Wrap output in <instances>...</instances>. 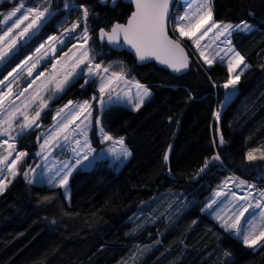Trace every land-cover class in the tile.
<instances>
[{"label":"trees","instance_id":"16d2710c","mask_svg":"<svg viewBox=\"0 0 264 264\" xmlns=\"http://www.w3.org/2000/svg\"><path fill=\"white\" fill-rule=\"evenodd\" d=\"M24 1L32 7L45 6L44 0ZM17 2L4 0L0 10ZM73 3L89 8V47L94 60L146 84L151 96L138 109L121 102L103 109L104 130L123 136L131 156L121 165L100 158L91 167H78L69 179V198L63 188L46 182L28 183L22 173L28 171L31 179L29 167L54 110L69 99L98 93V80L93 77L86 83L81 76L50 101L41 113L43 125L18 137V148L28 155L18 163L19 174L0 193V264H117L134 245L158 238L160 233L161 242L144 264H264V245L246 247L201 210L228 171L264 180V160L249 162L246 158L249 150H264V0H212L215 21L249 20L256 25L252 31L231 34L232 44L248 67L230 102L221 109L219 120L214 113L225 96L223 84L231 75L226 64L215 61L204 65L194 54L189 71L182 75L154 61L139 64L130 52L118 51L99 39L101 27L126 21L133 10L131 4ZM64 4L65 0H51V8L60 12L21 49L33 48L81 17L82 10L69 12ZM18 53L3 66L8 67L0 78L22 55ZM218 130L226 141L222 146ZM217 154L221 159H212ZM206 162L208 167L200 174ZM164 191L176 192L177 202L194 195L199 199L171 226L167 225V212L145 223L131 219L144 200ZM225 250L230 257L224 256Z\"/></svg>","mask_w":264,"mask_h":264},{"label":"snow or ice","instance_id":"6c2138e0","mask_svg":"<svg viewBox=\"0 0 264 264\" xmlns=\"http://www.w3.org/2000/svg\"><path fill=\"white\" fill-rule=\"evenodd\" d=\"M103 3H107L108 0H101ZM45 6L42 8L39 7H28L25 8L23 3L15 6L10 12L4 17V23H7L12 17L16 16L17 13H22L19 17H17L12 24L7 27L6 30H3V35H0V61H4L6 57L15 49L17 42L19 39H23L29 32H33L36 30L42 21H45L48 17L53 15V10L51 8V0H44ZM113 7L116 6L117 0H111ZM131 5H134V10L130 13L125 23H113L108 31L105 30L104 27L99 29V39L101 41H107L109 44L113 46H120L121 43L129 45L132 49L135 50L136 57L139 61H145L150 58H155L161 64L167 65L175 72H180L184 69H187L189 66L188 57L184 54V49L181 47L180 43L177 40H173L169 37L168 31L166 29V21L169 17V3L170 0H129ZM64 9L71 12L73 10H82L81 17L78 18L76 22L73 23L70 29L66 28L65 33L70 34L75 31L76 28L80 27L81 21L83 22V28L81 29L80 40L81 48L79 49L80 55L74 61L75 67H79L81 64H86L88 75L95 76L100 75V103L103 106L105 101L103 99L104 94L108 92L109 99L111 100V93L115 91L118 86V82L124 81L126 78V73L121 70L120 72L110 71L111 65L107 67H101V64H94L93 61L95 56L90 54V49L87 47L88 40L91 38L89 36V28H88V18L90 15L89 8L84 5H77L73 3V0H65ZM186 11L183 16L177 18V23L173 31H178L180 37H187L192 41L194 45L197 46V49L200 48V41L203 40L208 33L212 32L213 29H216L214 33L215 39H219L221 36H230L232 29L239 31H252L253 25H250L246 21H241L239 24H221L213 20V11L210 6V0H203V2L197 4L195 12H192V3L189 0V3L186 5ZM195 16V20L193 17ZM31 17V21L27 23V26L21 29V25L25 23V21L29 20ZM187 22L185 24L184 22ZM14 30H19L14 32ZM197 33H200L197 35ZM63 35V34H62ZM122 38V40H121ZM49 41H56L58 37H49ZM63 43V41H60ZM226 43L230 44V40H226ZM207 47V45H205ZM44 49V45L41 44L39 48L36 49V52L40 54L35 62H32L29 65V61L33 58L28 57L25 61H22L20 65H17L16 69H13V72H17L18 70L27 68V74L32 76L33 69L36 68L37 63L39 62L42 56L47 55V50L41 52ZM70 52L72 50L70 49ZM228 52H233L232 48L228 49ZM73 55L75 53L73 52ZM201 57L204 58V63L211 65L213 60L216 59V56H219V53H216V56H213L212 59L204 56V53H200ZM227 55V53H225ZM221 61H223L224 57H219ZM244 65L245 68L248 67L247 64H244V57L240 55L239 52H234L233 57L228 60V71L229 73H233L236 68H239L241 65ZM75 67L73 71L75 70ZM55 69V65L53 66ZM13 72H9L8 76L4 77L3 80H0V85H4L8 80V77L13 76ZM103 73L104 75H101ZM83 74V70L80 73H77V76ZM242 71L235 75L233 78L231 75L229 79L223 84L225 89H232V92L226 93L225 100L221 104V108L227 106L230 102L232 96L235 94L237 89V84L240 80V75H242ZM42 75V73L40 74ZM68 75H71L69 73ZM38 78V77H37ZM15 79V77H14ZM50 82V81H49ZM69 81L67 76L63 81L57 84L56 91L59 92L63 89V86L67 84ZM88 82L87 80L85 81ZM127 82V81H126ZM35 81H31L24 89H22L18 95H16V99L23 97L25 92L28 91V88H31ZM46 87V84L44 85ZM135 87L141 91H138L137 102L135 104V108L138 109L140 105H142L145 101V98L151 96V92L146 86L140 85L136 83ZM7 92L0 91V114L7 112V119L0 121V136L9 137L12 140H16L18 137H22L27 133L28 130H31L33 126L39 127L37 121L40 119L41 112L44 108L47 107V102L43 100L42 97L39 96V88L33 93L31 97H26L25 102L23 104V110H21V106L16 105L15 100L12 99L13 91L11 87V82L7 85ZM40 99V107L35 111L34 116L29 117L28 108L31 103H33L36 99ZM117 98H119V93H117ZM96 99V97H93ZM5 101L8 102L11 111H8L5 108ZM132 98L129 97V102L131 103ZM69 104H72L69 101ZM68 105H65L67 108ZM79 109L82 111L78 114H73V123L75 119L79 118V115H83L85 119L91 116L90 109L92 105L88 101H84L83 104H80ZM63 109L57 111V116H60L63 112ZM17 115L23 118L22 122L19 123L16 128L13 127V121L17 118ZM214 116L217 120L220 119V112L217 111L214 113ZM96 125L98 126L99 133L101 134L102 141H112L113 146L108 150L107 153H102L101 157L105 158L110 155L113 159L114 163H121L126 160L129 156H131V152L124 145L123 138L119 140H114L113 136L109 133L105 132L104 127L102 125V120L100 117H96L95 120ZM3 125H7L4 127ZM55 131L52 132L47 138L44 139V142L40 145V151L36 153L37 156H41L43 154V159L48 161L52 157V153L55 149H64L66 145H69V141L72 138L73 133L76 129H70L69 123L60 122L54 126ZM18 128V131H17ZM77 128L79 126L77 125ZM16 131V136H12L11 133ZM82 134L85 136L83 148H87L88 151L82 152L81 141L75 140V144L77 147L71 148L74 156L68 161H60L58 165H55L53 168H50L49 171L52 173L48 179L47 184L50 187L59 186L65 189L67 192V186L70 176L72 172L76 170L78 167H89L93 161L98 159L97 156H92L91 160L89 159L90 155L95 151L91 148V145L87 141V134L83 132ZM39 139V137H38ZM4 144H7L8 151L7 155L0 157V165H6L5 168L0 169V193H3L7 188V184L4 182L3 173L6 171L12 177H15L18 173L17 164L18 162H23V158L28 155L27 152H17L14 159H11L9 162V157L12 156V152L16 151L14 144L9 143L8 140L3 141ZM214 144L216 141L213 142ZM226 143L223 135L219 136V144L222 146ZM116 145H119L117 148ZM70 146V145H69ZM258 150L253 149L246 153V158L249 162L259 160H264V153H261L257 156L255 153ZM212 159L220 160L221 157L219 154L215 155ZM165 162L168 160L167 153L164 156ZM88 161V164L84 162ZM42 167L41 165H37V168ZM205 167H207V162L205 163ZM31 171L36 174V177H40L42 173L37 172L36 168H31ZM201 172L204 171L202 168ZM28 183H33L35 178L30 179L28 171L22 173ZM44 182V181H41ZM245 183L241 181V184ZM250 188L255 189V185H249ZM220 195V193H217ZM251 196V194H249ZM260 199H256L254 204H246L240 207L233 206L235 211L231 216L225 218L220 212H216L215 219L220 223V226L224 229L225 232L229 233L231 236L238 239L243 245L248 248H255L257 245H264V229L260 230L257 235V227L258 225L254 223L256 217H259L261 222H264V190L259 192ZM45 200H48V197H44ZM241 199H246L245 197H241ZM217 202L212 200L210 203L206 204V207L202 209V211L208 212L209 215H212V212L215 211L213 209V205ZM242 208V210H240ZM260 209V212H249V209ZM211 210V211H210ZM239 212V215H235V212ZM245 212H249V216L245 217ZM233 216L235 219L233 220ZM241 217H244L243 223H241ZM195 223V221L193 222ZM225 257H230L231 253L227 250L224 252Z\"/></svg>","mask_w":264,"mask_h":264},{"label":"rangeland","instance_id":"374dc122","mask_svg":"<svg viewBox=\"0 0 264 264\" xmlns=\"http://www.w3.org/2000/svg\"><path fill=\"white\" fill-rule=\"evenodd\" d=\"M3 1L4 0H0V3H2ZM190 2L192 3L191 11L195 12L197 4L203 2V0H190ZM20 3H23L25 5V8L32 7L28 5L24 0H18V2L14 6H12L10 9L0 10V35H3V30H6L7 27H9L12 24V22L22 14V13H17L16 16L12 17V19L9 20L7 23L3 22L4 17L10 12V10H12L15 6L19 5ZM188 3H189V0H178L174 14L172 16L171 23H170V30L175 34V36H177L178 38H181L183 41L187 43L192 53L196 55L197 59L202 64L208 65L204 63V58L201 57L200 55L201 52H203L204 56L208 57L209 59H212L213 56H216V53H219V56H216V59L213 60V62L220 61L228 66V60L231 57H233L234 52H239L234 47L232 42L230 44L226 43V40L231 41V35L230 36L225 35V36H221L219 39H215L214 33L216 32V29H213L212 32L208 33V36H206L203 40L200 41V48L198 50L197 46L194 45L191 40H189L187 37H180V34L178 31H173L177 23V18L185 14V11L187 10L186 5ZM210 6L212 8V11L214 12L212 0H210ZM52 10H53V15L60 12L57 9H52ZM52 16L48 17L45 21H42L41 25L36 30H34V34L33 32L30 31L29 34L26 35L23 39H19L15 49H13V51L9 54V56L6 57L4 61H0V74H1L3 70L8 67L7 66L3 68V66L8 65L13 60V56H15V54H17L18 52H19L18 54L22 53V55L17 57L16 61L14 60L15 61L14 65L11 68L9 67V69L6 70V73L0 78V80H3L4 77L8 76L9 72H13V69H16L17 65H20L21 62L25 61L28 57L33 58L31 61H29V65L32 62H35L36 58L40 55L36 52V49L39 48L41 44L44 45V49H42L41 52H44L45 50H47V55L42 56L39 62L37 63L36 68L33 69L32 76H29L27 74V68H24V69L18 70V73L13 72V76L8 77V80L5 82L4 85H0V91L7 92L8 90L7 85L9 82H11V87H12V91L14 94L12 99L15 100L16 105L21 106V110H23L22 106L25 102V98L31 97L37 88H39V96L42 97L43 100L47 102V107H48L50 101L53 98L59 96L69 84L79 79L81 76H83L86 80L96 77L98 80L97 82L98 87L100 86V82H101L100 75H95V76L90 77L87 72L86 64H81L79 67H75L74 65V61L80 55L79 49L81 48V43H82V41L80 40V36L82 34L81 29L83 28V26L80 25V27L76 28V30L71 32L70 34L65 33V29L66 28L70 29L73 23L78 20V18H74L70 23H68L64 27H61L58 32L52 33L49 36H47L44 40L38 42L33 48L27 49V50L21 49L22 46L24 45L26 46L29 43V41L40 32L43 25L47 23V21ZM67 17H68L67 14L64 15L61 18V21L65 22ZM193 20H195V16L193 17ZM213 20L215 21L214 16H213ZM30 21H31V17H29V20L25 21V23L21 25V29L27 26V23H29ZM241 21H246L250 25H253V28L256 26L255 23H253L252 21H249V20H241ZM241 21H220V22L216 21V22L221 23V24L231 23L235 25V24H239ZM184 23L187 24L186 21ZM16 31H19V30H14V32ZM230 31L232 34V32L235 31V29H232ZM199 34L200 33H197V35ZM50 36L58 37V40L49 41L48 38ZM60 41H63V43H61ZM205 45H207V47H205ZM87 47H89V40H88ZM229 48H232L233 52H228ZM70 49L72 50V52H70ZM73 52L75 53V55H73ZM225 53H227V55H225ZM240 55L242 56L241 53ZM221 56L224 57L223 61H221L219 58ZM93 63L96 64L98 62L94 60ZM244 64L248 65V62L246 61L245 58H244ZM54 65H55V69L53 68ZM74 67H75V70L73 71ZM101 67L103 68L107 66L101 64ZM81 70H83V74L80 76H77V73H80ZM244 70H245V67L242 64L239 68H236L233 73H231V76L234 78L236 74L240 73L241 71L243 72ZM110 71L120 72L112 68H110ZM41 73L42 75H40ZM69 73H71V75H68ZM101 75H104V74L101 73ZM66 76L69 82L63 86V89L61 91L57 92L56 91L57 84L63 81ZM33 80L35 81V83L32 85L31 88H28V91L25 92L24 96L20 97L19 99H16V95H18V93L22 89H24ZM136 83L146 86L151 92L150 88L146 84L126 75L125 80L118 82V86L116 87L115 91L111 93V100L109 99L108 92L104 94L103 99L105 103L103 106L100 103V92L93 94L90 98L69 99L63 104L59 105L53 112V119H52L51 124L47 128H45L43 132L40 145L44 142L45 138H47L52 132L55 131L54 126L60 122L69 123L70 129H76V131L73 133L72 138L69 141L70 146L66 145L64 149H59V148L55 149V151L52 153V157L48 161H45L43 159V154L35 158L36 162L31 168H36V171L42 173V175L40 177H36V174L33 173L30 168L31 179L35 178L34 182H41V181L46 182L48 177L52 174L49 171L50 168H53L55 165H58L60 161H65V162L70 161L74 156L73 152L71 151V148L77 147L75 144V140L81 141V147H82L81 155L83 154V152L88 151L87 148H83L85 136L82 134L81 130H83V132H86L87 141L91 145V148L95 150L90 155L89 159L91 160L92 156H97L98 159L102 158L101 154L107 153L108 150L113 146V142L112 141H102V137H101V134L99 133L98 126L95 123L96 117L101 118L103 109L109 104L114 103V102H121V103L127 104L133 109H136L134 107L137 102L136 94L138 91H141L135 87ZM45 84H46V87L44 86ZM230 92H232V89H225V95L226 93H230ZM117 93H119V98H117ZM93 97H96V99H93ZM129 97L132 98L131 103L129 102ZM148 98L149 97L145 98V101ZM224 100H225V96L222 102L219 104V107L215 110V112L217 111L221 112V109H222L221 104L224 102ZM69 101H71L72 104H69ZM84 101H88L92 105V108L90 109L91 116L88 117V119H85L84 116L87 115V113H84L83 115H79V118L75 119L73 123L72 122L74 119L73 114L74 113L78 114L82 111L81 109H79L78 106L80 104H83ZM40 103H41V100L39 98L36 99L33 103H31L30 107L28 108L29 117L34 116L35 111L38 110L40 107ZM65 105H68V107L65 108ZM5 108L8 111H11V108L9 107L7 101H5ZM46 108H44V110ZM60 109H63L64 111L61 113L60 116H57L56 115L57 111ZM7 118H8L7 112L0 114V121L5 120ZM22 120L23 118L17 115V118L13 121V127L16 128V126L19 123H21ZM37 123L40 126L43 125L41 116H40V119L37 121ZM77 125L79 126V128H77ZM3 126L7 127V125H3ZM33 127H35V125ZM17 131H18V128H17ZM92 132L96 134V138L93 137ZM11 135L16 136V131H13ZM220 135H221L220 131L218 130V139ZM113 138L114 140H119L120 138H123V137L113 136ZM6 139L8 140L9 143L14 144L15 149H16V151L12 152V156L9 157V162L11 161V159L15 158L17 152H26L25 150H20L18 148L17 146L18 138L16 140H12L9 137L0 136V157L7 155L8 151H10L8 149L7 144L3 143V141ZM124 145L130 151L129 147L125 144V142H124ZM116 147L118 148L119 145H116ZM256 150H258L255 153L257 156H259L261 153H264V150L262 149L257 148ZM39 151H40V146H39L38 152ZM105 158H109L111 163H114L110 155H108ZM94 162L95 161H93V163L89 167H91L94 164ZM123 162L118 163V165L123 164ZM84 163L88 164V161H85ZM37 165H41L42 167L37 168ZM5 167L6 165H0V169H3ZM17 168H18V164H17ZM3 177H4V182L6 184L13 178L6 171L3 173ZM241 181H244L245 183L241 184ZM249 185H255V189L250 188ZM63 190L65 193V196L69 198L71 194V188H70L69 181H68V186H67V192H65V189ZM261 190H264V180L261 181V180L249 179V178L240 176L236 174L235 172L228 171V173H226L224 177H222V179L214 187L213 191L209 194V196L207 197L206 203H204V205L201 206V210L206 207L207 203H210L212 200H215L217 202L216 204L213 205V209L215 211H213L212 215L210 216L215 221H217L215 219V215H216V212H220L222 215L225 216V218H227L228 216H231L233 212L235 211L233 207L234 205L237 207H240L246 204H254L255 200L252 199V197H255L256 199H260L259 192ZM217 193H220V195H217ZM249 194H251V196ZM241 197H245L246 199H241ZM176 198H177L176 192L173 193L171 191L170 192L164 191L161 193H156L151 198L144 200L139 205L138 207L139 212L135 211L133 215H131V219L134 220L135 223H145L146 221L150 219L153 220V217H155L157 214H165V212H167L166 213L167 225L171 226L197 202V200L199 199V196L194 195L191 197H187L183 199L181 202L179 201L177 202ZM154 200L156 201V203L152 204V201ZM173 201L174 203L173 205H171ZM240 210H242V208ZM253 211L258 213L261 210L254 209V208L249 209V212H253ZM249 212H245L244 216L248 217ZM205 213L208 214V212H205ZM235 215H239V212L238 211L235 212ZM234 219H235V216H233V220ZM243 220H244V217H241V223H243ZM254 223L258 225L257 227V235H258L260 230L264 229V222H261L259 217H256L254 220ZM161 234L162 233H160V237L158 238H155L149 241L139 242L136 245H134L130 249L128 254L124 256L117 264H144V262L149 257L150 253L154 252L157 246L159 245V243L161 242Z\"/></svg>","mask_w":264,"mask_h":264},{"label":"water","instance_id":"95a60500","mask_svg":"<svg viewBox=\"0 0 264 264\" xmlns=\"http://www.w3.org/2000/svg\"><path fill=\"white\" fill-rule=\"evenodd\" d=\"M98 1H99L100 3H102V4L110 3V5L113 7V5H112V3H111V0H108L107 3H103V2H101V0H98ZM119 1H123V2H125V3H129V0H117V3H118ZM177 2H178V0H170V3H169V17H170V18L166 21V29H167V31H168L169 37H170L171 39H173V40H177V41L180 43L181 47L184 49V54L187 55V57H188V61H189V66H188L187 69H184V70H182V71H180V72H175V71H173L171 68H169L167 65H165V64H161V63H160L159 61H157L155 58H150V59L145 60V61H139L138 58L136 57L135 50L132 49L129 45L121 43L120 46H113V45H112V46H113L115 49H117L118 51L126 50V51L130 52V53L136 58V60H137V62H138L139 64H145V63H149V62L154 61V62H156L158 65H160V66H162V67H164V68H166V69H168V70H170V71H172V72H174V73H176V74H178V75H182V74L188 72L189 69H190V63H191L192 60L194 59V54L192 53L191 49L185 44V42H184L182 39H180V38H178V37H176V36H174V35H172V34L170 33V23H171L172 16H173V14H174V11H175V8H176V5H177ZM117 3H116V4H117ZM129 4H130V3H129ZM132 6H133V10H134V5H132ZM133 10H132V11H133ZM132 11H131V12H132ZM126 20H127V19H126ZM117 22H119V23H125L126 21H115L114 23H117ZM110 27H111V26H110ZM109 29H110V28H105L106 31H108ZM121 40H122V38H121ZM106 42H107V41H106ZM35 162H36V159L34 158L33 161L31 162V165H30L29 168H31V167L34 165ZM207 167H208V165H207ZM207 167H205V168H204V171L200 172V174H203V173L205 172V170L207 169Z\"/></svg>","mask_w":264,"mask_h":264},{"label":"crops","instance_id":"0c3cea01","mask_svg":"<svg viewBox=\"0 0 264 264\" xmlns=\"http://www.w3.org/2000/svg\"><path fill=\"white\" fill-rule=\"evenodd\" d=\"M121 137H123V136H121Z\"/></svg>","mask_w":264,"mask_h":264}]
</instances>
